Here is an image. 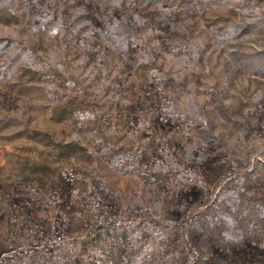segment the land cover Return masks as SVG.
<instances>
[{
    "label": "rangeland",
    "instance_id": "374dc122",
    "mask_svg": "<svg viewBox=\"0 0 264 264\" xmlns=\"http://www.w3.org/2000/svg\"><path fill=\"white\" fill-rule=\"evenodd\" d=\"M0 264H264V0H0Z\"/></svg>",
    "mask_w": 264,
    "mask_h": 264
},
{
    "label": "trees",
    "instance_id": "16d2710c",
    "mask_svg": "<svg viewBox=\"0 0 264 264\" xmlns=\"http://www.w3.org/2000/svg\"><path fill=\"white\" fill-rule=\"evenodd\" d=\"M244 204L243 202H240L238 203L237 207L240 211H245V225L247 228L251 229V234H255L257 237L259 236V234L261 233H254L252 231H255L256 230V225H252V222L254 221V218L250 217L251 214H253L252 212L251 213H248V211H250V209L247 208V203H246V200H245V209L243 208Z\"/></svg>",
    "mask_w": 264,
    "mask_h": 264
}]
</instances>
